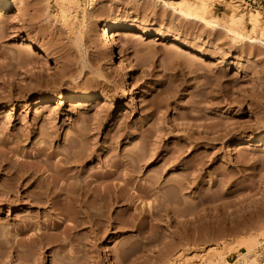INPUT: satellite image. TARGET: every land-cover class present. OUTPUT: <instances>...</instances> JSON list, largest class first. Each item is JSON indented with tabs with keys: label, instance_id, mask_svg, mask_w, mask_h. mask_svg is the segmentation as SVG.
<instances>
[{
	"label": "rangeland",
	"instance_id": "374dc122",
	"mask_svg": "<svg viewBox=\"0 0 264 264\" xmlns=\"http://www.w3.org/2000/svg\"><path fill=\"white\" fill-rule=\"evenodd\" d=\"M52 1L8 0L0 15V264H222L250 241L262 264L264 47L150 0H77L69 22ZM233 1L247 33V12L264 8ZM116 19L138 33L111 31L109 58L95 36ZM39 93L91 99L55 105ZM66 151L89 154L72 170L117 197L102 231H65L57 209L9 187L13 170L66 168Z\"/></svg>",
	"mask_w": 264,
	"mask_h": 264
},
{
	"label": "bare ground",
	"instance_id": "6f19581e",
	"mask_svg": "<svg viewBox=\"0 0 264 264\" xmlns=\"http://www.w3.org/2000/svg\"><path fill=\"white\" fill-rule=\"evenodd\" d=\"M6 1L8 0H0V15L9 9ZM150 1H152V5H159V7H161L163 11H169V13L171 12L174 15L181 16L186 20L199 22L201 24H204L205 26H209L212 28H223L227 35L234 40H246L254 44L259 43V45H262L261 47H264V15H262V12L259 10L260 8H256L252 11L248 10L249 12H247L248 14L246 15L248 17V24L251 25V29L249 30V32H247V34L244 31L245 16L241 12V9H239V6L233 4L236 1L232 2V0H230L229 2H227L226 0V2L230 4V6H228L226 12H223L222 17H210V4L212 3V0ZM54 2L61 21L69 22L72 19L74 20L75 14L79 8L77 0H54ZM94 7H90L89 9H94V11L100 10L102 13V8L99 9V7ZM96 11L93 12V14L97 13ZM21 13L22 11L20 8H15V14ZM85 13L87 15V13L89 14L90 12H87L86 9ZM110 13H113V10H111ZM111 15L112 14H110V16ZM134 30L135 29L129 25L118 23L117 19L115 21L101 20V23L99 24V30L95 36V39L97 44L101 48V51H103L105 55L111 58L113 57V48L109 40L110 32L113 31L115 32V34H122L127 32L133 35L137 32H134ZM140 33L146 32L142 30ZM254 36L259 39L256 40L255 38H253ZM121 82V92L124 93L126 91V88L129 87L126 73L123 74ZM90 97L91 96L84 93H75L69 96L59 93L56 94L54 98H50L45 94L39 93V99L49 101L55 105H60L64 100L76 102L91 99ZM254 139L256 142L264 141V133L258 134L254 137ZM248 140L249 138H247V141ZM71 152L66 151V154L63 155L64 163L69 166L63 169H58L57 171L42 170L41 172L37 170L39 172H35L34 170H13V172H11L9 175V179H7L9 181L8 184H10L9 187L11 190H13L12 188L19 189L21 186H24L25 188L23 189L22 197L28 198L32 204L42 207L52 206L54 208L53 210L57 209L58 214H62V216L58 217L59 221L57 222V226L60 227L63 225L65 231L75 232L76 229L86 224L95 226L97 231H102V222L104 223L105 221H103L102 219L105 218V211H108L111 206L110 200L117 197H114L111 192H105V190L102 191V187H100V185L97 186V190H95L96 192L94 190H91V188H89V181L87 180L88 175H84L85 171L82 170V168L80 170L73 171V167L71 166L72 164H81L85 159L89 158L90 155L80 152ZM44 173L45 178H42V175ZM172 216L174 217V215ZM103 231L105 233L107 232V229H104ZM40 237L41 233L36 234V239ZM64 239L65 238L62 237L59 242L62 244V241H64ZM250 243L247 246V252L241 254L234 262L228 261L225 258L223 260L221 255H219V259L223 260L222 264H259L256 262L255 258L249 259L248 252L256 244L254 242V244L252 245L253 242L251 241ZM181 257L183 258V256ZM262 264H264V262Z\"/></svg>",
	"mask_w": 264,
	"mask_h": 264
},
{
	"label": "crops",
	"instance_id": "0c3cea01",
	"mask_svg": "<svg viewBox=\"0 0 264 264\" xmlns=\"http://www.w3.org/2000/svg\"><path fill=\"white\" fill-rule=\"evenodd\" d=\"M247 1H252L255 2V0H247ZM258 3L261 5L262 8H264V0H256Z\"/></svg>",
	"mask_w": 264,
	"mask_h": 264
}]
</instances>
